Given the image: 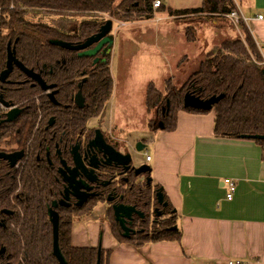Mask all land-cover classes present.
Instances as JSON below:
<instances>
[{
	"label": "trees",
	"instance_id": "trees-1",
	"mask_svg": "<svg viewBox=\"0 0 264 264\" xmlns=\"http://www.w3.org/2000/svg\"><path fill=\"white\" fill-rule=\"evenodd\" d=\"M226 6L222 11L227 13H220L223 16L235 9L234 5L230 9V2ZM217 8V4L206 0L201 9L168 11V14L214 13ZM151 12L152 0H0V72L5 66L4 50L10 42L20 62L41 73L47 84L58 85L64 94L77 91L79 81L74 79L85 80L81 90L86 108L61 117V124L70 132L69 137L74 136L80 128H85L87 120L105 118L108 114V103L114 92L110 63L108 60L93 69L90 59H80L75 53L54 47L49 40L77 43L97 34L109 20L128 23L148 17ZM5 27L9 31L7 43L3 34ZM239 27L244 33L245 42L237 38L225 40L220 46L207 52L183 88L184 94L181 90L175 103L171 101L170 104L168 99L153 102L155 90L152 84L148 86L147 108H162L163 111L169 102L162 115L165 119L164 131L172 132L175 129L180 111L210 113L184 108V95L194 92L204 100L224 95L216 106V137L244 139L264 135V58L246 24L241 22ZM77 34L81 37L75 40L74 35ZM188 39L192 41L189 36ZM17 76L21 75L15 74L12 80ZM13 86L14 84L0 83V97L15 106L23 97L18 94L22 90L13 93ZM56 99L62 104L69 101L70 95L63 97L59 93ZM45 107L34 112L26 108L22 120L14 124L0 123V153L6 152L3 150L5 148L14 147L26 153L32 152L28 161L23 159L16 169L0 162V251L5 249V254H0V264H59L52 253V227L47 221V213L61 188L52 175V168L47 166L45 160L43 163L38 162V155L33 153L47 148L46 131L44 128L36 130V125L41 127L45 122L39 121L38 114L47 109L54 114L59 109L47 103ZM12 133L16 135L13 137ZM28 140L32 141L31 144H28ZM255 141L264 143L261 140ZM71 142L68 140L61 149L69 152ZM149 202L150 200L145 205L139 204L141 209L145 210ZM97 203L92 204L88 213L84 210L63 211L60 216L59 245L68 264L98 262V248L75 247L70 239L71 227L76 217L89 215ZM5 211L12 212L14 216L8 217ZM112 214V210L108 211L107 217L111 221L109 223L114 237L120 242L131 241L141 245L173 241L180 236L178 230H172L176 224L161 223L159 232L154 230L149 235L141 232L126 240ZM170 214L176 216L172 210ZM108 261L109 252L101 250L100 264H108Z\"/></svg>",
	"mask_w": 264,
	"mask_h": 264
},
{
	"label": "crops",
	"instance_id": "crops-1",
	"mask_svg": "<svg viewBox=\"0 0 264 264\" xmlns=\"http://www.w3.org/2000/svg\"><path fill=\"white\" fill-rule=\"evenodd\" d=\"M161 1L158 11H166L163 16L170 18L189 14H168V11L197 10L206 2ZM211 2L217 4V11L199 14L224 17L220 13L226 12L222 9L230 2V9L234 5L247 20L246 27L262 47L264 58V0ZM260 16L262 20L258 19ZM215 116L216 107L210 113L180 111L172 132H144L143 144L145 148L150 146L144 157L151 161L136 165L147 164L152 168L153 185L162 190L168 208L176 213L174 227L180 236L173 241L138 245L120 242L113 235L114 245L106 251L108 264H264V143L216 137ZM136 145L130 154L132 159L137 157ZM226 180L237 184L232 200L226 199ZM100 220L103 228L105 221L110 224L107 212Z\"/></svg>",
	"mask_w": 264,
	"mask_h": 264
},
{
	"label": "rangeland",
	"instance_id": "rangeland-1",
	"mask_svg": "<svg viewBox=\"0 0 264 264\" xmlns=\"http://www.w3.org/2000/svg\"><path fill=\"white\" fill-rule=\"evenodd\" d=\"M164 14H167L164 10L156 13L163 18L160 23L156 21L153 10L151 15L137 21L124 23L113 20V30L108 35V37H114V46L109 57L114 84L113 100L111 99L108 103V114L105 118L100 117L99 121L92 120L88 123L90 130L87 129L89 131L87 135L93 133L94 136V131H102L109 145L111 144L124 155H132L135 151L134 145L139 142L146 143L145 139H141L144 132L159 131L160 123L165 121L162 115L167 106H163V111L162 108L150 109L146 106L147 88L150 84L155 90L153 102L159 103L162 99L163 101L168 99L170 104L171 101L175 103L181 90L184 94L183 88L188 84L207 52L220 46L225 40L237 38L245 42L242 29L233 24L226 15L218 18L193 13L170 18L163 16ZM3 34L7 43L9 40L7 27L3 29ZM188 36L192 41H189ZM78 37L81 35H74L75 40ZM87 39L77 43H83ZM6 48L4 65L7 58ZM114 62L117 65L112 66ZM13 82V93L22 90L18 94L21 98L23 97L20 102H16L15 106L29 108L30 112L45 107L48 101L47 96L38 88L31 90L30 88L35 87L30 83L25 84V78L22 75L13 79ZM2 110L5 111L4 107ZM47 110L38 114L39 121L49 119V110ZM149 150L150 146L143 152H137L133 165L142 161L146 162L144 154ZM118 189L125 194L126 201L134 196L141 197L140 202L144 205L152 197L156 200V188L153 183L151 186L145 184L143 177L137 182L131 180L126 186L120 183ZM92 204L88 208L92 207ZM106 211L107 204L103 200H98L90 215L76 219L72 227L73 246L100 247L101 250L108 251L109 247L114 245L111 225L105 221L103 228L100 224V219L106 216ZM144 212L147 213V209ZM152 216L146 225L140 227L141 232L146 235L154 230L159 232L162 228L161 223L176 224L177 221L176 216L170 212L157 221H153L154 210ZM84 219L86 222H82Z\"/></svg>",
	"mask_w": 264,
	"mask_h": 264
},
{
	"label": "water",
	"instance_id": "water-1",
	"mask_svg": "<svg viewBox=\"0 0 264 264\" xmlns=\"http://www.w3.org/2000/svg\"><path fill=\"white\" fill-rule=\"evenodd\" d=\"M114 22L109 20L106 22L104 26H102L99 32L88 38L83 43H71V42H64L61 40H51L50 45L65 50L67 52H78L79 58L82 59H92L97 57L99 54L101 55L102 59H95L94 64H104L107 61V57H109L112 53V49L114 46V37H108V35L113 30ZM93 47V48H92ZM15 49L12 48V45L9 44L7 48V59L5 68L0 72V83H10V77L14 72L15 68L24 75L29 81L34 83V86L37 85L40 87L43 93H48V98L50 101L58 106L56 101V94L57 91L55 84H47L43 78L41 73H37L34 70L27 68L22 62H20L16 58ZM85 82V80L83 81ZM81 88V87H80ZM224 95L220 96H212L206 100L201 99L198 97L194 92H187L184 95V108L196 111H207L211 112L217 104L222 101ZM75 104L79 110H84L85 105V98L83 96L82 90H80L76 97H75ZM169 106V102L168 105ZM4 107L8 109L10 113L8 114L9 122L15 120L21 113L22 110L16 107H12L11 104L6 102L2 97H0V109ZM165 112L163 111V114ZM55 123V119L53 118L50 121V125L53 126ZM159 130H164V123H160ZM246 139L250 140H261L264 141V135L261 136H248ZM145 144L142 142L136 145L137 152H143L145 150ZM90 149H97L103 156L102 164L106 167L116 166V167H126L125 169H129L130 164H132L133 159L130 154L123 155L118 152L113 146L106 143L100 131H97V136L94 140L89 143ZM81 145H76L71 154L73 155V163L74 167L71 168L67 165L66 161H62L63 168L61 169V173L64 177L65 182V191L64 196L60 201H54L51 206L48 208V215L50 217V222L52 224L53 229V246H52V253L53 256L56 258L59 264H68L59 245V227H60V215L57 212V208L61 207H69L70 205L66 202L70 200V195H73L78 199L77 206L83 207V205L88 201L89 198H94L96 196L93 191V184L99 181L98 177L96 176V171L99 170L98 164L95 162L86 164V159L82 157L81 153ZM24 157V153H15L12 155H8L5 153H0V160L8 161L11 168H17L20 164V161ZM98 161V159L96 158ZM99 162V161H98ZM100 163V162H99ZM101 164V163H100ZM88 167L91 168L88 169ZM152 173V168L149 165H143L136 170V174L143 175ZM153 183L152 178H147L148 186H151ZM108 184H105L107 186ZM156 199L159 205L165 207L168 206V203L165 202L164 194L162 190L156 191ZM114 199H108V203H112ZM115 223L119 224L120 230L122 232V237L124 239L129 240L131 235H134L135 232L131 229L130 224L134 218V216H138L139 218H144V213L138 211L133 206H126L123 204L114 205L113 207ZM7 215H12L10 212H5ZM154 214L162 216V212L159 209L154 210ZM157 220V218H156ZM172 230H178L177 227H174ZM5 249L0 251L1 255H4ZM100 255H101V248H98V262L100 264Z\"/></svg>",
	"mask_w": 264,
	"mask_h": 264
},
{
	"label": "flooded vegetation",
	"instance_id": "flooded-vegetation-1",
	"mask_svg": "<svg viewBox=\"0 0 264 264\" xmlns=\"http://www.w3.org/2000/svg\"><path fill=\"white\" fill-rule=\"evenodd\" d=\"M8 44H11V43L9 42ZM71 53H74V52H71ZM75 54L78 56L79 53L76 52ZM109 57H107L106 63L108 62ZM95 59L99 60V59H102V57L99 54L97 57H94V58L90 59L92 61L93 69H95L96 67L102 65V64H97V65L94 64ZM17 73L22 75L17 70V68H15L14 72L12 73V75L10 77V83L9 84H14L12 78L15 77V74H17ZM37 73H39V72H37ZM84 74H87V73H84ZM22 76L25 78V84L30 83L33 87H35L33 89H37L38 88L41 91L39 86H37V85L34 86V83L32 81H29L24 75H22ZM84 78H87V76L84 77ZM75 80H77L79 82L76 85L77 91L74 92V93H69V94L66 93V94H64L62 88H60V90H59L58 85L55 84L56 85L55 91H57L56 97L58 96L59 93L63 97L66 96V95H70L69 101H66V102L64 101L62 104H59L57 102L58 106L53 104L50 101V99L48 98V93H43L41 91L44 95L47 96V99H48V101L46 102L47 104H52L53 106L59 108L57 111H55L54 114L52 112H50V109H49V111H48L49 112V119L47 121H45L43 126H41V127L39 125H36V130L39 129V128H41V129L44 128V130L46 131L47 148L44 151L37 150V151L33 152L36 155H38V159H37L38 162H42L43 163L44 160H45L47 166L52 168V175L55 177L58 186L61 188V191H60L58 197L56 199H54L52 201V203L54 201H60L63 198H65V196H64L65 182H64L63 174L61 173V169L63 168L62 161H66L67 165L69 167L73 168L74 167V163H73L74 161H73V155L71 154V151L76 145L80 144L81 145L80 153H81L83 159L84 158L86 159V164L89 165V163L91 161V162H95L96 164H98V167L100 166L99 170L96 171V176L98 177L99 181L92 185L93 188H94L92 193H95L96 196L94 198H89L88 201L83 205V207L80 208V207L77 206L78 199L76 197H74L73 195H70V200L66 201L70 206L69 207H61V206H59V208H57L58 214L61 216L63 211L74 212L76 210H79V211L84 210V211L89 212L91 206L89 208H88V206L91 205L92 203L96 202V201L98 202V200L99 201L103 200V202H105L107 204V211H106L107 213L110 210H112V212H113V208L112 207L114 205L123 204V205H126V206H133L138 211L144 213V215H145L143 219L139 218L138 216H134V218H133V220H132V222L130 224L131 229L135 232L134 235H137L138 233H141V230H140L141 228L140 227L142 225H146L149 222V219H151L153 217L152 216V211L153 210L159 209V211L162 212V216H159V217L154 214V220L153 221H157L158 219L163 218L165 216V214H169L171 209L168 208V206L164 208V206L159 205L157 199L154 200V198L152 197L150 202L148 203V205L146 207L147 216H148V218H147L146 213L144 212L143 209H141V207L139 205V204H141V202H140V198L141 197L134 196L132 199H129L128 201H126L125 194L123 192H121V191L119 192L118 186H119L120 183L124 184V186H126L128 183L131 182V180L134 181V182H137L139 179H141V177H143V181L145 182V184H147V178H149V177L151 178V176L148 175V174H143V175H139L138 176L136 174V170L138 168L140 169V167L145 165V164L133 165V162H132V164H130V166H129V169H125L126 167H116V166L106 167V166H104L102 164V160H103L102 154L97 149H90L89 148V143L96 138L97 131H100V130L94 131V136H93V133H92V135H87V133L89 132L88 130H90L88 128V123L90 121H92V120H98L99 121L100 117L99 118H95V119L87 120L86 123H85V128L84 129L80 128L78 130V133L74 134V136H70L69 137V133L70 132L66 128L65 125L61 124V122H62V118L61 117H62V115H65V114H74L75 113L74 110H76V111L79 110L77 108L74 100H75V97H76L77 93L81 90L84 82H81L82 79L81 80L74 79V81ZM79 83H82V84L79 85ZM56 101H57V99H56ZM85 105H86V100H85ZM12 107H16L18 109H21L22 113L15 120H13L12 122H9L7 120H8V114L10 113V111L8 109H5V108H4L5 111H3L2 107H1V109H0V116H1L0 123L1 124H5V123L14 124V123L22 120L23 114H24L25 110H27V109L26 108L24 109L23 107L20 108L18 106H12ZM79 111H83V110H79ZM53 118L55 119V123H54L53 126H51L50 125V121ZM100 132H101L104 140L106 141V143H108V141L105 139L104 134L102 133V131H100ZM16 133H12V136L14 137L16 135ZM68 140H71L72 142L69 145V152H66V151H63L61 149V147L64 146L65 143L67 144ZM31 142H32L31 140H28V144H31ZM3 150L6 151V152H1V153H5V154H8V155H12V154H15V153L22 152V153H24V157L22 158V160L26 159L27 161L29 159V156L32 154V152H29V151L27 153L25 151H21L17 147H14L12 149L5 148ZM96 158L98 159V161L101 164L96 160ZM0 162H5V163H7L9 165L8 161L0 160ZM9 167H10V165H9ZM11 169H16V168H11ZM88 169L91 170L90 167H88ZM48 179H49V177H48ZM118 179H120V180H118ZM49 182H50V179H49ZM105 184H108V185L105 186ZM158 190L159 189H156V191H158ZM109 198L110 199H114V201L111 204L107 202V200ZM5 212H7V211H5ZM8 212H10V211H8ZM10 213L12 214V212H10ZM7 216L8 217H12L14 215H7ZM112 216L114 217V212H113ZM81 217L82 216L79 215L76 218L78 219V218H81ZM156 218H157V220H156ZM114 220H115V217H114ZM47 221H48L49 225L52 227V224L50 222V217H49L48 213H47ZM141 221H144V223H141ZM0 225H2V221H0ZM117 225H118L117 227L119 229L120 228L119 224L117 223ZM132 236L133 235H131V237ZM52 243H53V229H52Z\"/></svg>",
	"mask_w": 264,
	"mask_h": 264
},
{
	"label": "built area",
	"instance_id": "built-area-1",
	"mask_svg": "<svg viewBox=\"0 0 264 264\" xmlns=\"http://www.w3.org/2000/svg\"><path fill=\"white\" fill-rule=\"evenodd\" d=\"M235 1V0H234ZM162 7V1L161 0H152V10H153V14L155 16V19L158 23L163 21V18L161 16H157L156 13L158 12V10ZM227 18L236 26H240L241 22H244L245 24H247V20H245L244 18L241 17V15L239 14L238 10H232L231 12H229L228 14H226ZM259 20H262L263 18L260 16L258 17ZM259 50H262V47L257 44ZM147 162L151 161V158L147 157L146 158ZM224 185L227 187V193H226V199L227 200H232L234 198V195L236 193L237 190V184L235 181L233 180H226L224 182ZM237 264H244L241 262H238Z\"/></svg>",
	"mask_w": 264,
	"mask_h": 264
}]
</instances>
